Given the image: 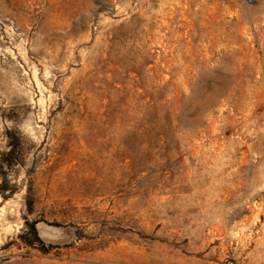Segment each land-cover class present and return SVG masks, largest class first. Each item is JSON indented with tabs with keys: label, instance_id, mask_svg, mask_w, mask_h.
Returning a JSON list of instances; mask_svg holds the SVG:
<instances>
[{
	"label": "rangeland",
	"instance_id": "374dc122",
	"mask_svg": "<svg viewBox=\"0 0 264 264\" xmlns=\"http://www.w3.org/2000/svg\"><path fill=\"white\" fill-rule=\"evenodd\" d=\"M0 264H264V0H0Z\"/></svg>",
	"mask_w": 264,
	"mask_h": 264
},
{
	"label": "water",
	"instance_id": "95a60500",
	"mask_svg": "<svg viewBox=\"0 0 264 264\" xmlns=\"http://www.w3.org/2000/svg\"><path fill=\"white\" fill-rule=\"evenodd\" d=\"M36 230L39 237L42 238L45 237L51 240H57L61 237V235L58 233V231L55 228L50 227L46 224H40L36 226ZM44 251L47 252V249H45Z\"/></svg>",
	"mask_w": 264,
	"mask_h": 264
},
{
	"label": "trees",
	"instance_id": "16d2710c",
	"mask_svg": "<svg viewBox=\"0 0 264 264\" xmlns=\"http://www.w3.org/2000/svg\"><path fill=\"white\" fill-rule=\"evenodd\" d=\"M30 234L33 236V240L29 242V244H34L36 242H40L39 239L36 236L35 227L34 225H31Z\"/></svg>",
	"mask_w": 264,
	"mask_h": 264
}]
</instances>
